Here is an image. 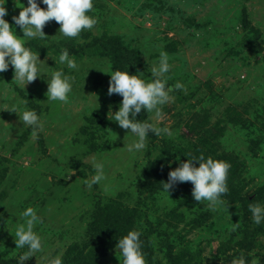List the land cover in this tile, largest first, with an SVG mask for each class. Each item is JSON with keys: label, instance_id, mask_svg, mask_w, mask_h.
I'll list each match as a JSON object with an SVG mask.
<instances>
[{"label": "rangeland", "instance_id": "374dc122", "mask_svg": "<svg viewBox=\"0 0 264 264\" xmlns=\"http://www.w3.org/2000/svg\"><path fill=\"white\" fill-rule=\"evenodd\" d=\"M5 6V19L22 36L11 19L19 7L14 0ZM89 14L96 25L76 37H53L59 23L52 19L45 37L27 41L49 67L62 48L77 62V69L64 68L73 76L67 100L46 101L40 77L23 88L11 65L0 72V264H17L25 251L13 234L28 205L41 217L34 230L46 251L62 260L89 253L98 264H120L117 239L136 228L146 264H230L240 255L264 264V222L256 224L248 209L264 204V0H94ZM161 51L170 58L167 84L185 86L160 106L158 126L172 134L150 131L142 152L130 153L135 137L108 118L122 96L108 94L104 71L128 66L151 79ZM18 98L41 114L34 142L31 126L7 109ZM135 119L155 117L142 109ZM188 153L230 163L225 204L194 200L190 181L174 184L169 196L163 190L170 168ZM93 155L106 179L88 188ZM40 255L22 264H43Z\"/></svg>", "mask_w": 264, "mask_h": 264}, {"label": "clouds", "instance_id": "9594fccd", "mask_svg": "<svg viewBox=\"0 0 264 264\" xmlns=\"http://www.w3.org/2000/svg\"><path fill=\"white\" fill-rule=\"evenodd\" d=\"M6 3L7 0H0V72L7 70L11 65L14 73L12 80L23 88L27 83L40 77L47 84L46 101L67 100L72 91L73 76L65 72L64 68L77 69V62L69 54L67 48H62L58 58L52 57L55 66L49 67L45 60L39 58V51L32 50L27 45V41L34 37H45L43 27L47 21L52 19L59 23L58 32L53 35L57 39L76 37L82 30L93 28L97 19L89 12L94 7V0H40L39 3L38 0H27L26 6L22 0H14V4L20 10L18 15H12L11 19L22 30V36L17 35L15 27L5 19L8 15ZM41 3L46 7H41ZM170 68L168 53L161 51L157 60L150 65L151 79H146L140 70L130 73L128 66L127 70L115 68L104 71L110 74L108 94L117 93L122 96L118 109L115 112L110 110L111 115L108 113V118L128 129V133L135 137L126 148L130 153L142 152L150 131L157 135L172 134V130L167 126H158V121L162 118L160 106L173 99L170 95L173 89H183L185 86L179 80L172 85L167 84L168 77L165 74ZM17 104L25 106L20 108ZM26 104V100L18 98L16 103L7 109L18 113L19 120L23 122V128L31 126V136L34 142L38 139V132L43 129L44 125L41 114L33 108H28ZM142 109L152 112L155 120L150 122L135 119ZM184 155L187 159L179 161L175 168H170L168 179L162 183V188L168 196L169 189L174 184L190 181L194 200L206 201L207 207L210 208L225 204L221 197L228 191L227 177L231 167L230 163L211 155L205 156L204 153ZM90 161L95 173L84 181L88 188L106 179L104 163L97 160L94 155L90 157ZM194 161L198 162V166ZM168 163L171 164V161ZM72 171L70 169L69 174ZM104 190H108L107 185L104 186ZM248 209L256 224L264 222V204L249 203ZM2 216L3 214L0 213V217ZM19 217L22 222L14 225L13 236L16 249L25 248V251L20 254L17 264H22L33 255L37 258L38 253L41 254L39 259L43 264H63L60 254L52 255L46 251L43 237L34 230L35 224L41 220L37 209L28 205L20 211ZM142 245L140 230L128 229L117 239L115 245L121 254L120 264H146ZM0 251H3V247H0ZM230 264H258V258L248 260L240 255L234 257Z\"/></svg>", "mask_w": 264, "mask_h": 264}, {"label": "trees", "instance_id": "16d2710c", "mask_svg": "<svg viewBox=\"0 0 264 264\" xmlns=\"http://www.w3.org/2000/svg\"><path fill=\"white\" fill-rule=\"evenodd\" d=\"M158 179V181H162V176L155 177ZM109 226H111V223H107ZM141 240L143 241V251L145 254H148L149 252L145 250L146 247V241L143 237H141ZM63 264H98L97 258L92 257L89 253L86 254H80L76 253L75 255L68 254L66 255V258H63Z\"/></svg>", "mask_w": 264, "mask_h": 264}]
</instances>
